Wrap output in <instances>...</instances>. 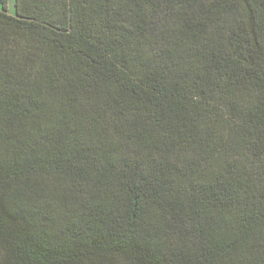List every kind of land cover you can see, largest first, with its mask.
<instances>
[{"label":"trees","instance_id":"16d2710c","mask_svg":"<svg viewBox=\"0 0 264 264\" xmlns=\"http://www.w3.org/2000/svg\"><path fill=\"white\" fill-rule=\"evenodd\" d=\"M0 3V264H264V0Z\"/></svg>","mask_w":264,"mask_h":264},{"label":"rangeland","instance_id":"374dc122","mask_svg":"<svg viewBox=\"0 0 264 264\" xmlns=\"http://www.w3.org/2000/svg\"><path fill=\"white\" fill-rule=\"evenodd\" d=\"M0 9H2L1 3H0ZM9 12L11 14H14V12H15V0H10V9H9Z\"/></svg>","mask_w":264,"mask_h":264}]
</instances>
